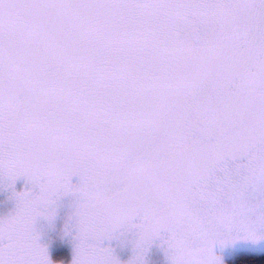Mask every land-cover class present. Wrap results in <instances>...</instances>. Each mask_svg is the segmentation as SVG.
<instances>
[{"label": "snow or ice", "instance_id": "snow-or-ice-1", "mask_svg": "<svg viewBox=\"0 0 264 264\" xmlns=\"http://www.w3.org/2000/svg\"><path fill=\"white\" fill-rule=\"evenodd\" d=\"M0 264H264V0H0Z\"/></svg>", "mask_w": 264, "mask_h": 264}]
</instances>
